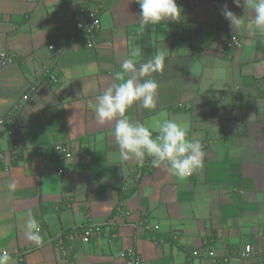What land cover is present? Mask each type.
<instances>
[{
  "label": "crops",
  "instance_id": "crops-1",
  "mask_svg": "<svg viewBox=\"0 0 264 264\" xmlns=\"http://www.w3.org/2000/svg\"><path fill=\"white\" fill-rule=\"evenodd\" d=\"M176 2L178 21L141 29L135 0H0V51L14 55L0 66V114L18 125L0 133V249L23 251L8 264H125L129 250L139 264H233L245 245L264 249V31L244 0ZM225 4L243 18L236 30ZM79 7L99 12L93 46L71 41ZM231 34L237 49L221 46ZM133 52L137 64L161 54L164 65L152 73L156 107L137 102L126 115L154 135L173 119L202 144L183 179L121 160L114 123L90 106ZM29 213L39 244L26 235ZM89 225L98 233L65 240L63 254L56 239ZM260 262L256 253L247 264Z\"/></svg>",
  "mask_w": 264,
  "mask_h": 264
},
{
  "label": "clouds",
  "instance_id": "clouds-1",
  "mask_svg": "<svg viewBox=\"0 0 264 264\" xmlns=\"http://www.w3.org/2000/svg\"><path fill=\"white\" fill-rule=\"evenodd\" d=\"M139 5V24L143 29L148 26L162 25L166 20L178 21L181 8L176 0H135ZM239 7L240 0H234ZM246 11L253 14L254 25L264 31V0H244ZM221 15L236 30L242 25L243 18H238L225 4ZM133 52L132 57L124 59L120 71L114 76L113 85L98 95L91 107L99 123H114V140L118 146L120 159L128 161L134 158L143 166L148 158L151 166H168L176 177L183 179L195 171L202 162L203 149L199 139H191L186 128L173 119H165L157 125L156 134L143 123L131 120L126 113L137 102L141 108L154 109L157 103L158 83L152 73L162 71L164 57L157 54L145 63L137 64ZM15 190V182L8 185ZM27 238L41 242L38 234V222L31 216L26 222ZM9 256L0 252V264H8Z\"/></svg>",
  "mask_w": 264,
  "mask_h": 264
},
{
  "label": "built area",
  "instance_id": "built-area-1",
  "mask_svg": "<svg viewBox=\"0 0 264 264\" xmlns=\"http://www.w3.org/2000/svg\"><path fill=\"white\" fill-rule=\"evenodd\" d=\"M73 23L75 34L71 38V41H75L76 39H84L89 46H93L96 44V33L100 26L99 12L97 9H93L90 7H79L73 16ZM241 45V40L235 35H228L223 38L221 41V46L225 49H237ZM49 48L53 49V45H49ZM56 52L59 54L61 50L58 49ZM14 55L10 53L7 49H3L0 51V66H8L13 63ZM49 79L52 82L56 81L54 75L49 74ZM11 112L7 114H0V133L4 130L5 127H8V132L10 135H15L18 132V125L12 121ZM55 149L58 153L62 154L65 158H69L71 156V151L68 145L66 144H57ZM18 150L16 145L12 146V151L16 152ZM2 149L0 147V165H2ZM146 166L150 165L149 161L144 163ZM58 174L64 175L67 173V169L61 167L57 170ZM99 231V227L97 226H86L81 230L72 231L70 233H66L62 236H59L56 239L57 246L61 249L63 254H67L68 250L64 246V241H71L74 238H80L84 241L88 240L92 236L96 235ZM0 252H6L8 255H14L20 257L23 251L19 249H0ZM258 253L261 256L260 264H264V249L255 250L251 245H245L239 252L237 262L233 264H247V261L254 255ZM213 256V252L209 253ZM125 264H139L136 257L133 255L131 250L127 253V258Z\"/></svg>",
  "mask_w": 264,
  "mask_h": 264
}]
</instances>
